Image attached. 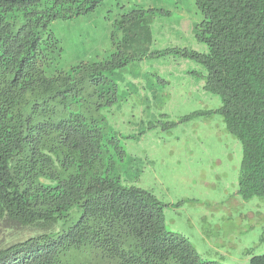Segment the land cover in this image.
Segmentation results:
<instances>
[{
	"label": "trees",
	"instance_id": "trees-1",
	"mask_svg": "<svg viewBox=\"0 0 264 264\" xmlns=\"http://www.w3.org/2000/svg\"><path fill=\"white\" fill-rule=\"evenodd\" d=\"M195 1L205 50H177L221 97L242 146L239 192L264 196V0ZM104 2L112 12L109 0H0V264H222L167 229L154 193L124 183L113 160L104 167L103 154L124 155L108 105L136 54L113 34L97 59L62 63L56 30L100 17ZM249 264H264V253Z\"/></svg>",
	"mask_w": 264,
	"mask_h": 264
},
{
	"label": "rangeland",
	"instance_id": "rangeland-1",
	"mask_svg": "<svg viewBox=\"0 0 264 264\" xmlns=\"http://www.w3.org/2000/svg\"><path fill=\"white\" fill-rule=\"evenodd\" d=\"M109 4L112 12L104 2L100 17L56 27L66 47L62 63L97 59L111 32L120 50L136 54L119 69L118 99L108 105L124 155L103 154L104 167L113 160L112 173L124 183L154 193L165 204L167 229L188 237L201 259L249 264L264 253V196L245 199L239 192L241 143L226 128L221 97L204 86V66L182 54L183 48L205 50L195 34L196 1Z\"/></svg>",
	"mask_w": 264,
	"mask_h": 264
},
{
	"label": "clouds",
	"instance_id": "clouds-1",
	"mask_svg": "<svg viewBox=\"0 0 264 264\" xmlns=\"http://www.w3.org/2000/svg\"><path fill=\"white\" fill-rule=\"evenodd\" d=\"M111 35H112V32H111Z\"/></svg>",
	"mask_w": 264,
	"mask_h": 264
}]
</instances>
